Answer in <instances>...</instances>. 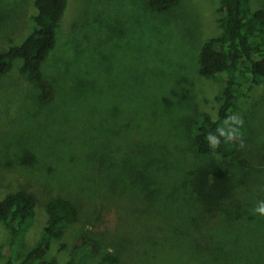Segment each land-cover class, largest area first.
Segmentation results:
<instances>
[{"label": "rangeland", "instance_id": "374dc122", "mask_svg": "<svg viewBox=\"0 0 264 264\" xmlns=\"http://www.w3.org/2000/svg\"><path fill=\"white\" fill-rule=\"evenodd\" d=\"M34 3L0 0V52L33 31ZM220 5L181 0L158 13L149 0H70L43 64L53 100H41L20 60L0 76V200L18 190L38 198L15 256L0 222V264L39 242L54 198L72 200L80 217L47 259L68 262L88 231L122 264H264V216L252 211L264 200V78L241 92L235 113L250 166L199 158L191 139L192 120L218 117L225 88L199 73L205 41L223 33ZM196 168L231 189L238 219L196 220Z\"/></svg>", "mask_w": 264, "mask_h": 264}, {"label": "trees", "instance_id": "16d2710c", "mask_svg": "<svg viewBox=\"0 0 264 264\" xmlns=\"http://www.w3.org/2000/svg\"><path fill=\"white\" fill-rule=\"evenodd\" d=\"M69 2L35 0L33 31L21 44L0 52V76L9 74L15 63L22 61L21 73L40 89L44 103L53 100L54 90L45 78L43 64L57 46L58 31ZM180 3L181 0H149L150 8L158 13H168ZM218 11L223 33L205 41L199 57V73L209 80L224 78L225 88L219 97L218 117L203 113L192 120L191 139L199 158L222 159L230 165L248 167L251 163L246 158L242 131L230 143L222 140L215 150L209 147L205 137L214 132L227 115L236 113L241 92L251 90L254 83L264 78V8L252 9L250 0H221ZM208 172L196 168L192 173L195 207L200 210L196 220L206 217L218 220L224 216L238 219L242 208L228 199L233 196L231 189L211 178ZM37 205L38 198L27 190L9 192L0 200V222L9 232L8 248L13 256L22 244L27 223L36 215ZM47 212L48 223L39 242L20 261L11 256L4 264H83L88 255H100L98 264L123 263L117 253L105 248L88 231L82 232L72 243L68 262L62 263L56 257L47 259L52 240L63 239L66 228L79 219L80 211L72 200L54 198L49 201ZM205 249L208 251V246Z\"/></svg>", "mask_w": 264, "mask_h": 264}, {"label": "clouds", "instance_id": "9594fccd", "mask_svg": "<svg viewBox=\"0 0 264 264\" xmlns=\"http://www.w3.org/2000/svg\"><path fill=\"white\" fill-rule=\"evenodd\" d=\"M244 121L236 114L227 115L215 129L206 137L209 147L213 150L218 148L223 140V143H230L240 136L241 128ZM254 215L264 216V200L259 201L252 210Z\"/></svg>", "mask_w": 264, "mask_h": 264}]
</instances>
